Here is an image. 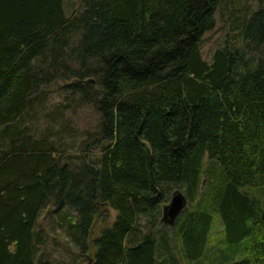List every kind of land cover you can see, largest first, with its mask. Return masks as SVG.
I'll list each match as a JSON object with an SVG mask.
<instances>
[{
    "label": "trees",
    "instance_id": "trees-1",
    "mask_svg": "<svg viewBox=\"0 0 264 264\" xmlns=\"http://www.w3.org/2000/svg\"><path fill=\"white\" fill-rule=\"evenodd\" d=\"M223 1L83 0L69 15L65 0H0V264H58L39 252L50 206L73 264H264V7L209 62L202 38ZM62 80L100 115L84 156L58 116L29 122L34 95ZM175 185L192 207L170 226ZM106 208L116 218L91 242Z\"/></svg>",
    "mask_w": 264,
    "mask_h": 264
},
{
    "label": "rangeland",
    "instance_id": "rangeland-1",
    "mask_svg": "<svg viewBox=\"0 0 264 264\" xmlns=\"http://www.w3.org/2000/svg\"><path fill=\"white\" fill-rule=\"evenodd\" d=\"M260 6L264 7V0L223 1L216 12L215 28L207 31L202 38L201 49L204 59L210 62L214 52L218 48L229 47L234 49L241 47L242 39L239 35V25H241L245 17L249 16ZM82 7L83 0H65V9L69 15L79 11ZM67 84H69V81L62 80L58 83L53 82L47 89H42L37 92L34 95L37 98V110L32 114L31 121L29 122L33 128H36L37 132H40V130L42 131L52 126L54 124L52 117L58 116L63 125H65L63 129L64 134H66L65 148L69 152H72L73 155L79 157L80 154L83 156L87 155L88 150L84 151V147L81 144L87 132H94L96 130L100 115L94 106L84 104L79 100L78 92H74L72 89H66ZM96 150L98 149H93L90 154L92 152L95 153ZM202 183V187H205L207 183V177L205 175L202 177ZM179 188L182 191L184 190L182 185L173 186L169 194L170 196L165 203L171 200L175 190H181ZM258 193L264 197L262 189L260 191L257 190L256 194L258 195ZM191 207L192 205L188 202L186 209ZM116 215L117 211L106 208V211L95 222L91 242L99 235L103 227L111 225ZM59 220H61V216L59 212H54V207L50 206L42 211L37 222V230L44 236L45 242L39 247V252L44 253L46 257L58 264H73L75 256L79 253V249L71 241L65 229L60 227ZM157 228L166 229L170 232L174 229L173 227L169 228L161 221ZM147 232L146 230L145 233ZM223 236V224L220 217L216 215L210 233V249ZM176 243L174 250L179 257L181 256L179 250L181 246H179V242Z\"/></svg>",
    "mask_w": 264,
    "mask_h": 264
},
{
    "label": "water",
    "instance_id": "water-1",
    "mask_svg": "<svg viewBox=\"0 0 264 264\" xmlns=\"http://www.w3.org/2000/svg\"><path fill=\"white\" fill-rule=\"evenodd\" d=\"M188 198L182 190H175L171 200L162 206L161 220L170 226L175 224L179 215L187 208Z\"/></svg>",
    "mask_w": 264,
    "mask_h": 264
}]
</instances>
